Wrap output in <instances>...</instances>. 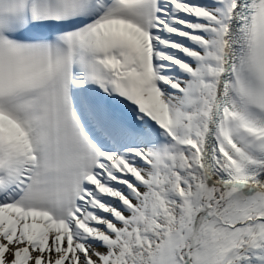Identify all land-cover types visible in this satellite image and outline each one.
Listing matches in <instances>:
<instances>
[{
  "label": "snow or ice",
  "instance_id": "1",
  "mask_svg": "<svg viewBox=\"0 0 264 264\" xmlns=\"http://www.w3.org/2000/svg\"><path fill=\"white\" fill-rule=\"evenodd\" d=\"M0 264H264V0H0Z\"/></svg>",
  "mask_w": 264,
  "mask_h": 264
}]
</instances>
